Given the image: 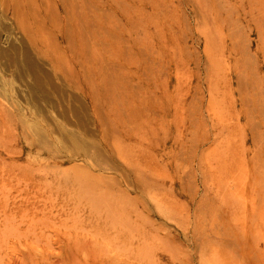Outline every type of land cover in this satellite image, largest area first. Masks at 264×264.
<instances>
[{"label": "rangeland", "instance_id": "obj_1", "mask_svg": "<svg viewBox=\"0 0 264 264\" xmlns=\"http://www.w3.org/2000/svg\"><path fill=\"white\" fill-rule=\"evenodd\" d=\"M0 264H264V0H0Z\"/></svg>", "mask_w": 264, "mask_h": 264}]
</instances>
